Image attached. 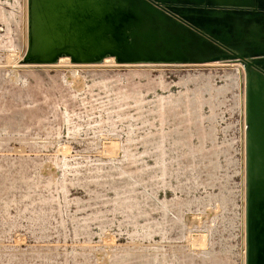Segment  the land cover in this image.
I'll use <instances>...</instances> for the list:
<instances>
[{"label": "rangeland", "instance_id": "rangeland-1", "mask_svg": "<svg viewBox=\"0 0 264 264\" xmlns=\"http://www.w3.org/2000/svg\"><path fill=\"white\" fill-rule=\"evenodd\" d=\"M24 2L0 0V264H244L231 67L20 65Z\"/></svg>", "mask_w": 264, "mask_h": 264}, {"label": "water", "instance_id": "water-1", "mask_svg": "<svg viewBox=\"0 0 264 264\" xmlns=\"http://www.w3.org/2000/svg\"><path fill=\"white\" fill-rule=\"evenodd\" d=\"M26 61L239 60L245 72V264H264V0H28Z\"/></svg>", "mask_w": 264, "mask_h": 264}, {"label": "bare ground", "instance_id": "bare-ground-1", "mask_svg": "<svg viewBox=\"0 0 264 264\" xmlns=\"http://www.w3.org/2000/svg\"><path fill=\"white\" fill-rule=\"evenodd\" d=\"M25 11H26V13H25V16H26V20H25V23H26V27H25V31H24V37H23V41H24V43H25V47H24V54L22 55V57H21V59H20V61H19V63H20V65L22 64V63H24V64H26V66H27V64H37V65H41V66H53V65H55V64H64V65H66L67 67H69L70 69L68 70V71H70V73L72 74V75H75L76 74V72H75V68H79V67H81V66H84V67H88L89 68V66H96L97 67V65H111V66H125V67H152V66H157L156 64H158V66H166V64H169V65H174V67L177 65V64H199L200 63V65H202V66H214V65H216V66H218V65H223V66H230L231 67V69H232V71L231 72H229L228 74H227V76L229 77H231V78H233V79H235V80H238V81H240L242 84L244 83V105L242 106V111H243V131H244V137H243V143H244V264H245V72H244V65H243V63L241 62V61H239V60H234V59H223V60H215V61H206V62H146V61H140V62H118L116 59H115V57L114 56H112V55H105L101 60H98V61H73L72 59H71V56L70 55H67V54H61V55H59V56H57V58L54 60V61H45V62H38V61H26V60H24V57H25V55H26V53H27V50H28V40H29V25H28V0H25ZM26 39V41H25V39ZM103 63V64H102ZM202 63V64H201ZM36 65V66H37ZM23 66V65H22ZM56 66H58V65H56ZM157 66V67H158ZM195 66H197V65H195ZM54 67V66H53ZM223 74H225L224 73V70H223ZM185 75H187V74H185ZM200 76H201V72H200V74H199ZM198 75V76H199ZM203 75V74H202ZM80 76V75H79ZM208 76V75H207ZM226 76V77H227ZM190 77V76H189ZM209 77V76H208ZM182 79V78H181ZM228 79V78H227ZM188 81H189V79H187ZM186 80V81H187ZM207 81V80H206ZM234 84H235V81L233 82ZM183 84H184V82H183ZM236 85V84H235ZM207 86H208V88H209V85L207 84ZM206 86V87H207ZM220 87H222V86H220ZM234 96H235V94H234ZM243 98V95H241V99ZM224 99V98H223ZM162 150V149H161ZM234 162V161H233ZM164 167V166H163ZM163 167H161V168H163ZM159 168V167H158ZM162 170V169H161ZM191 170V169H190ZM100 174V173H99ZM99 176V175H98ZM119 178V177H118ZM186 179V178H185ZM191 179V178H190ZM187 180V179H186ZM194 180V179H193ZM189 181V180H188ZM195 182H196V179H195ZM60 183V182H59ZM181 183V182H180ZM184 183V182H183ZM192 183V182H191ZM104 184V183H103ZM111 184V183H110ZM169 184V183H168ZM17 185V184H16ZM192 186V185H191ZM34 187V186H33ZM128 187V186H127ZM119 188V187H118ZM26 189V188H25ZM115 189V188H114ZM32 190V189H31ZM228 190V189H227ZM23 192V191H22ZM122 192V191H121ZM125 192V191H124ZM132 193V192H131ZM49 194V193H48ZM126 194H127V192H126ZM128 194H129V192H128ZM127 194V195H128ZM142 194V193H141ZM39 195V194H38ZM57 195V194H56ZM125 195V194H124ZM24 196V195H23ZM27 196V195H26ZM29 196V195H28ZM36 196V195H35ZM34 196V197H35ZM210 196V195H209ZM212 196V195H211ZM40 197H42V196H40ZM134 198V197H133ZM148 198V197H147ZM223 198H224V196H223ZM5 199V198H4ZM36 199V198H35ZM41 199V198H40ZM51 199V198H50ZM118 199H120V198H118ZM190 199H192V198H190ZM214 199H215V197H214ZM224 199H226V197L224 198ZM42 200V199H41ZM45 200V199H44ZM43 200V201H44ZM212 199H210V198H207V200H205L204 202L206 203V204H208V203H211L212 201H211ZM36 201V200H35ZM42 201V202H43ZM93 201V200H92ZM140 201H142L141 199H140ZM189 201H191V200H189ZM234 201V200H233ZM45 202V201H44ZM50 202H52V201H50ZM64 202V201H63ZM126 202V201H125ZM130 202V201H129ZM5 203V202H4ZM46 203V202H45ZM45 203H44V205H45ZM119 203H120V201H119ZM58 204V203H57ZM140 204V203H139ZM42 205V204H41ZM41 205H39V207L41 206ZM165 205V204H164ZM3 207L5 206V205H2ZM120 207V206H119ZM123 208V207H122ZM6 209V208H5ZM24 209V208H23ZM33 209V208H32ZM39 210V209H38ZM6 211V210H5ZM31 211H33V210H31ZM35 211V210H34ZM125 211V210H124ZM36 212V211H35ZM39 212H40V210H39ZM30 213H32V212H30ZM38 213V212H37ZM35 214L36 216L37 215H40L41 214V212L39 213V214ZM60 213V212H59ZM32 215V214H31ZM131 215V214H130ZM134 215V214H133ZM59 216V215H58ZM32 217V216H31ZM127 217H128V215H127ZM39 218H40V216H39ZM31 219V218H30ZM33 219H35V218H33ZM37 219V218H36ZM35 219V220H36ZM40 220V219H39ZM129 220V219H128ZM110 223V222H109ZM145 223V222H144ZM44 229V228H43ZM158 230V229H157ZM155 231V230H154ZM160 231V230H159ZM161 232H163V231H161ZM163 234V233H162ZM33 235V234H32ZM58 235V234H57ZM64 236V235H63ZM42 237V236H41ZM147 237V236H146ZM88 239V238H87ZM129 254V253H128ZM53 259V258H52ZM155 259V258H154ZM154 261V260H153Z\"/></svg>", "mask_w": 264, "mask_h": 264}]
</instances>
